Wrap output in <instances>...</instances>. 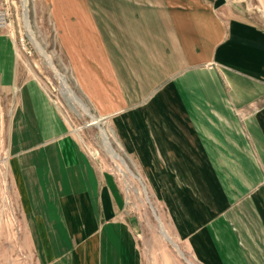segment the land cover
Masks as SVG:
<instances>
[{
  "label": "crops",
  "instance_id": "obj_1",
  "mask_svg": "<svg viewBox=\"0 0 264 264\" xmlns=\"http://www.w3.org/2000/svg\"><path fill=\"white\" fill-rule=\"evenodd\" d=\"M85 2L65 9L72 71L174 234L202 264H263L264 28L209 0ZM13 89L7 172L37 263L145 264L115 181L43 87Z\"/></svg>",
  "mask_w": 264,
  "mask_h": 264
},
{
  "label": "rangeland",
  "instance_id": "obj_2",
  "mask_svg": "<svg viewBox=\"0 0 264 264\" xmlns=\"http://www.w3.org/2000/svg\"><path fill=\"white\" fill-rule=\"evenodd\" d=\"M209 1L224 5L233 14L264 28V0ZM26 3L24 9L22 0H0V51L5 48L12 57L9 80L0 62V264H38L31 240L23 230L7 172L8 136L15 104L13 88L23 87L28 81L44 88L83 150L102 174H108L115 181L123 198V212L137 227L145 264H202L174 234L163 205L147 186L144 173L136 169L117 142L111 116L102 115L77 83L69 57L71 53L81 55L82 39L69 33L65 9L71 4L84 5L85 0H26ZM28 29L47 56L39 52ZM74 47L78 48L77 52ZM60 76L87 111L63 93ZM102 133L125 164L106 150ZM161 226L170 238L164 236ZM260 255L264 264V253Z\"/></svg>",
  "mask_w": 264,
  "mask_h": 264
},
{
  "label": "bare ground",
  "instance_id": "obj_3",
  "mask_svg": "<svg viewBox=\"0 0 264 264\" xmlns=\"http://www.w3.org/2000/svg\"><path fill=\"white\" fill-rule=\"evenodd\" d=\"M26 0H22V5H23V7H24V9H25V7H26ZM26 13V12H25ZM27 28H28V26H27ZM28 32H30V37L32 38V40L34 41V43L36 44V46H37V48L40 50L39 52H41L42 54H44V55H46V53L44 52V50L40 47V45L35 41V39L33 38V34H32V32L28 29ZM43 55V56H44ZM47 56V55H46ZM48 61V60H47ZM64 78H62L61 76H60V82H61V85H62V91H63V93L64 94H67L71 99H73L75 102H77L81 107H82V109L84 108V110H86V108L81 104V102L79 101V100H77L76 99V97L73 95V93H72V91L70 90V89H68L67 87H66V84H65V82H64V80H63ZM87 111V110H86ZM102 132V131H101ZM102 135H103V140H104V146H105V148H106V150L110 153V154H112V156L114 157V158H117V154L109 147V145H108V142H107V140H106V138H105V136H104V133H102ZM119 158V157H118ZM117 158V159H118ZM120 159V158H119ZM122 161V160H121Z\"/></svg>",
  "mask_w": 264,
  "mask_h": 264
}]
</instances>
